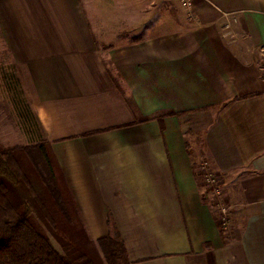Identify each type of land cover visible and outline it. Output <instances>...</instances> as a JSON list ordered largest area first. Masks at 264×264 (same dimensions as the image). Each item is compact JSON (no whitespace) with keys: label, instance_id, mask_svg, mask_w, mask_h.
Listing matches in <instances>:
<instances>
[{"label":"crops","instance_id":"crops-1","mask_svg":"<svg viewBox=\"0 0 264 264\" xmlns=\"http://www.w3.org/2000/svg\"><path fill=\"white\" fill-rule=\"evenodd\" d=\"M191 1L0 0V49L93 241L115 228L132 264H264V0Z\"/></svg>","mask_w":264,"mask_h":264},{"label":"trees","instance_id":"trees-1","mask_svg":"<svg viewBox=\"0 0 264 264\" xmlns=\"http://www.w3.org/2000/svg\"><path fill=\"white\" fill-rule=\"evenodd\" d=\"M158 122L164 132V117ZM0 264L132 263L115 228L90 238L51 143L42 140L0 149Z\"/></svg>","mask_w":264,"mask_h":264},{"label":"rangeland","instance_id":"rangeland-1","mask_svg":"<svg viewBox=\"0 0 264 264\" xmlns=\"http://www.w3.org/2000/svg\"><path fill=\"white\" fill-rule=\"evenodd\" d=\"M189 0H182L184 3ZM184 7V5H183ZM186 9H190L184 7ZM171 12L170 10H168ZM169 16V15H168ZM2 54H6V51H2ZM260 62L264 69V51H260ZM7 54L3 57L2 65L0 66V149H5L9 146H27L31 144H36L42 142L41 136L39 135V129L36 126L34 117L31 114L28 103L25 99V93L22 89L20 82H18L17 77L12 69L13 66L8 62ZM6 64V65H3ZM195 145V143H192ZM194 150V149H193ZM192 150V151H193ZM199 162V161H198ZM198 170L201 173L200 178L202 177V183L204 187H207L205 190L209 189L210 198L216 203V210L219 213L220 218L223 219L222 214L225 217V222H227V214L223 213L224 200H223V190H220L221 194L215 193L214 189L208 188L216 184H209L206 177L202 175L204 173L201 170L204 163L199 162ZM206 167V166H205ZM219 183L221 181H218Z\"/></svg>","mask_w":264,"mask_h":264},{"label":"built area","instance_id":"built-area-1","mask_svg":"<svg viewBox=\"0 0 264 264\" xmlns=\"http://www.w3.org/2000/svg\"><path fill=\"white\" fill-rule=\"evenodd\" d=\"M183 5L185 6V7H187V8H190V7H192V1L191 0H189V1H185L184 3H183ZM201 170H203L204 171V173H202V175L204 176V177H206V179H207V182L209 183V184H216V185H214V186H210V185H207V186H209L208 188H210V189H214V191H215V193H217V194H221V190H220V188H219V186H220V183L218 182L219 180L216 178V177H214V176H212L211 174H209V172H208V169L205 167V166H202V168H201ZM209 190V189H208ZM212 193V192H211ZM223 213L224 214H227L228 215V212L225 210V208H223ZM222 216H223V219H222V222L223 223H226L225 222V217H224V215L222 214Z\"/></svg>","mask_w":264,"mask_h":264}]
</instances>
